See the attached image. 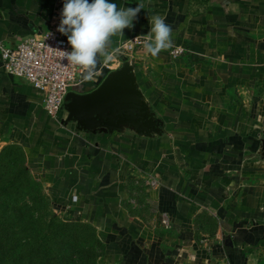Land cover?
<instances>
[{
    "label": "crops",
    "instance_id": "crops-1",
    "mask_svg": "<svg viewBox=\"0 0 264 264\" xmlns=\"http://www.w3.org/2000/svg\"><path fill=\"white\" fill-rule=\"evenodd\" d=\"M110 2L145 6L108 51L114 69L134 65L161 134L80 131L65 110L49 116L42 91L0 61V141L23 150L63 221L93 227L99 264H264V0ZM63 4L0 0V41L44 31ZM155 15L181 52L153 57L141 43L116 54L124 39L148 34Z\"/></svg>",
    "mask_w": 264,
    "mask_h": 264
},
{
    "label": "rangeland",
    "instance_id": "rangeland-1",
    "mask_svg": "<svg viewBox=\"0 0 264 264\" xmlns=\"http://www.w3.org/2000/svg\"><path fill=\"white\" fill-rule=\"evenodd\" d=\"M0 214L8 217L19 247L0 257V264H85L70 253L77 242L69 230L59 232L62 225L57 219H62L32 177L23 150L4 141H0ZM89 241L98 263L100 248Z\"/></svg>",
    "mask_w": 264,
    "mask_h": 264
},
{
    "label": "built area",
    "instance_id": "built-area-1",
    "mask_svg": "<svg viewBox=\"0 0 264 264\" xmlns=\"http://www.w3.org/2000/svg\"><path fill=\"white\" fill-rule=\"evenodd\" d=\"M60 21L59 16H53L44 31L24 35L15 45L8 46L0 41L2 70L40 89L43 93V109L53 118H57L64 111L67 92L85 82L84 68L68 64V61L62 58L61 51H71V46L65 35L58 31ZM136 37L137 35L131 36L121 41L116 48V54L128 57L130 53H133L142 43V41H135ZM180 52L179 47H173L170 50L173 56ZM115 61L111 59L109 63H106V73L114 69ZM103 74L104 72H97L90 80L94 83V87L99 84L105 75Z\"/></svg>",
    "mask_w": 264,
    "mask_h": 264
},
{
    "label": "clouds",
    "instance_id": "clouds-1",
    "mask_svg": "<svg viewBox=\"0 0 264 264\" xmlns=\"http://www.w3.org/2000/svg\"><path fill=\"white\" fill-rule=\"evenodd\" d=\"M144 4L136 8H118L110 0H64L58 31L67 36L71 51H61L68 64L84 68L83 80L89 81L97 74L100 58L108 63L112 54L108 51L111 37L123 36L124 29H132L133 21ZM150 31L137 36L143 49L156 57L162 50L173 47L172 26L166 17L159 15L149 19Z\"/></svg>",
    "mask_w": 264,
    "mask_h": 264
},
{
    "label": "water",
    "instance_id": "water-1",
    "mask_svg": "<svg viewBox=\"0 0 264 264\" xmlns=\"http://www.w3.org/2000/svg\"><path fill=\"white\" fill-rule=\"evenodd\" d=\"M64 110V122H73L80 131L107 133L129 129L145 136L162 131L161 121L151 111L137 83L134 65L128 59L108 71L90 91H68ZM260 148L264 154V136Z\"/></svg>",
    "mask_w": 264,
    "mask_h": 264
},
{
    "label": "trees",
    "instance_id": "trees-1",
    "mask_svg": "<svg viewBox=\"0 0 264 264\" xmlns=\"http://www.w3.org/2000/svg\"><path fill=\"white\" fill-rule=\"evenodd\" d=\"M37 183H39L37 181ZM40 184V183H39ZM41 186V185H40ZM62 225L59 232L61 234L66 231H70L71 237L77 243H73V247L70 249L72 256H76L77 259L83 261L85 264H98L97 257L98 253H95L93 250V245L90 244V239H93L94 242L100 248V241L95 235L93 227L86 223L78 222H66L60 219H57ZM58 237V236H56ZM15 237L10 230V223L8 217L6 218L0 214V257H4L8 252L13 251L14 248L18 251L19 247L14 242Z\"/></svg>",
    "mask_w": 264,
    "mask_h": 264
}]
</instances>
